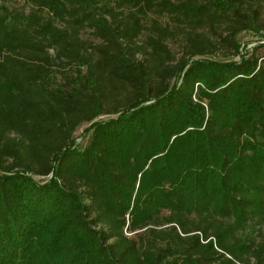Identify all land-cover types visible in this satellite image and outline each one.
<instances>
[{"label":"trees","instance_id":"1","mask_svg":"<svg viewBox=\"0 0 264 264\" xmlns=\"http://www.w3.org/2000/svg\"><path fill=\"white\" fill-rule=\"evenodd\" d=\"M8 1L0 264H264V0Z\"/></svg>","mask_w":264,"mask_h":264},{"label":"rangeland","instance_id":"2","mask_svg":"<svg viewBox=\"0 0 264 264\" xmlns=\"http://www.w3.org/2000/svg\"><path fill=\"white\" fill-rule=\"evenodd\" d=\"M9 5L11 7H15L18 9H25L26 11L29 9V6L26 4L25 0H9ZM264 5V2H263ZM260 9V14H261ZM264 34V32H262ZM238 40L242 43V47L245 46L246 51L248 53H253L255 56H263L264 55V48L261 47L262 43L264 42V36L260 34H255L253 31H243L238 36ZM170 48L172 52L178 56L181 54V47H180V38L169 40ZM226 51L223 49L217 50L214 54L206 56L207 58L215 59V60H223L226 56ZM228 57V56H227ZM237 56L235 57V59ZM105 116L99 117L97 120L105 119ZM86 124L81 125L76 129L74 132V136L76 137V143L78 145H83L85 143V139L79 137L82 133ZM37 180L41 179L40 177H36Z\"/></svg>","mask_w":264,"mask_h":264}]
</instances>
